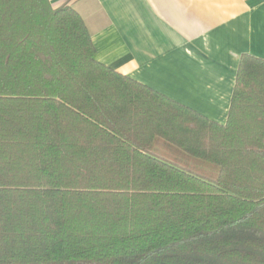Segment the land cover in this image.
Segmentation results:
<instances>
[{"label": "trees", "instance_id": "16d2710c", "mask_svg": "<svg viewBox=\"0 0 264 264\" xmlns=\"http://www.w3.org/2000/svg\"><path fill=\"white\" fill-rule=\"evenodd\" d=\"M0 264H264V59L216 123L97 61L71 6L0 0Z\"/></svg>", "mask_w": 264, "mask_h": 264}, {"label": "crops", "instance_id": "0c3cea01", "mask_svg": "<svg viewBox=\"0 0 264 264\" xmlns=\"http://www.w3.org/2000/svg\"><path fill=\"white\" fill-rule=\"evenodd\" d=\"M71 6L97 61L224 123L242 54L264 59V0H48Z\"/></svg>", "mask_w": 264, "mask_h": 264}]
</instances>
